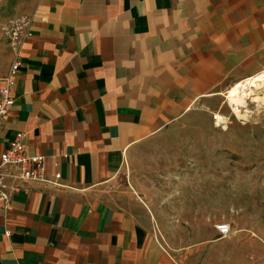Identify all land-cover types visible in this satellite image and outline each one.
I'll use <instances>...</instances> for the list:
<instances>
[{
  "label": "crops",
  "instance_id": "obj_1",
  "mask_svg": "<svg viewBox=\"0 0 264 264\" xmlns=\"http://www.w3.org/2000/svg\"><path fill=\"white\" fill-rule=\"evenodd\" d=\"M14 61L0 152L24 132L49 181H14L0 264H264L170 177L124 170L194 102L264 69V0H0V88Z\"/></svg>",
  "mask_w": 264,
  "mask_h": 264
},
{
  "label": "rangeland",
  "instance_id": "obj_2",
  "mask_svg": "<svg viewBox=\"0 0 264 264\" xmlns=\"http://www.w3.org/2000/svg\"><path fill=\"white\" fill-rule=\"evenodd\" d=\"M234 84L208 102H194L124 170H139L142 178L147 170H155L151 177L156 183L170 177L176 193L192 198L198 208L202 205L216 224L229 223L232 230L264 246V87L236 113L228 101ZM163 170H171L169 176ZM126 186L122 176L119 188Z\"/></svg>",
  "mask_w": 264,
  "mask_h": 264
},
{
  "label": "built area",
  "instance_id": "obj_3",
  "mask_svg": "<svg viewBox=\"0 0 264 264\" xmlns=\"http://www.w3.org/2000/svg\"><path fill=\"white\" fill-rule=\"evenodd\" d=\"M18 67L17 61L12 62L3 78L4 84L0 88V127L14 104L12 91ZM24 135L22 131L16 132L0 152V205L4 207H8L11 194L19 188L14 181H49L45 172L44 156L28 153ZM215 229L223 237L229 233L230 225L226 222L218 223Z\"/></svg>",
  "mask_w": 264,
  "mask_h": 264
},
{
  "label": "bare ground",
  "instance_id": "obj_4",
  "mask_svg": "<svg viewBox=\"0 0 264 264\" xmlns=\"http://www.w3.org/2000/svg\"><path fill=\"white\" fill-rule=\"evenodd\" d=\"M264 87V69L257 72L253 76L243 79L235 83L228 92V101L232 105L234 111L238 113L240 108L246 106V99L251 95H256L257 90ZM264 100V97H262ZM220 121L227 122L226 117H219Z\"/></svg>",
  "mask_w": 264,
  "mask_h": 264
}]
</instances>
